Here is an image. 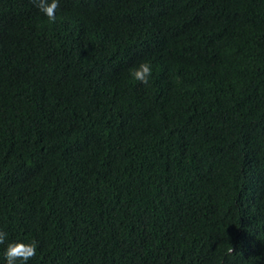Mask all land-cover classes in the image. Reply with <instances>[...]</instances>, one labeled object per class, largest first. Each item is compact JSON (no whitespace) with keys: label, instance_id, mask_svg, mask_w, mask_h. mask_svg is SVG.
<instances>
[{"label":"trees","instance_id":"obj_1","mask_svg":"<svg viewBox=\"0 0 264 264\" xmlns=\"http://www.w3.org/2000/svg\"><path fill=\"white\" fill-rule=\"evenodd\" d=\"M59 4L0 0V264H264V0Z\"/></svg>","mask_w":264,"mask_h":264},{"label":"clouds","instance_id":"obj_2","mask_svg":"<svg viewBox=\"0 0 264 264\" xmlns=\"http://www.w3.org/2000/svg\"><path fill=\"white\" fill-rule=\"evenodd\" d=\"M35 6L42 12L50 21L55 22L56 11L59 8V0H34ZM152 74L151 65L148 62H142L130 71L132 79L148 84L149 77ZM7 240V234L0 231V245L5 244ZM37 245L35 242L26 243L23 241H10L7 242L5 248V258L7 264H17L20 261L21 264H27L31 258L36 255ZM234 252L233 248L227 249V253Z\"/></svg>","mask_w":264,"mask_h":264}]
</instances>
